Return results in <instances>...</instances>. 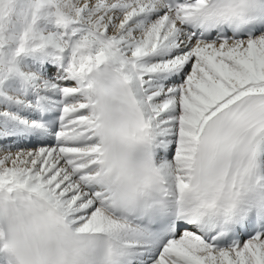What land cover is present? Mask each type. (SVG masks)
<instances>
[{"label":"snow or ice","instance_id":"6c2138e0","mask_svg":"<svg viewBox=\"0 0 264 264\" xmlns=\"http://www.w3.org/2000/svg\"><path fill=\"white\" fill-rule=\"evenodd\" d=\"M0 264H264V0H0Z\"/></svg>","mask_w":264,"mask_h":264}]
</instances>
